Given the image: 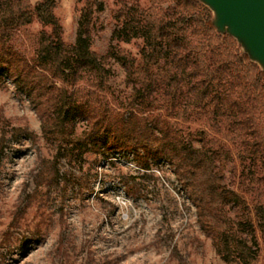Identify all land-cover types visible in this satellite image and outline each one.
Wrapping results in <instances>:
<instances>
[{
	"label": "trees",
	"instance_id": "obj_1",
	"mask_svg": "<svg viewBox=\"0 0 264 264\" xmlns=\"http://www.w3.org/2000/svg\"><path fill=\"white\" fill-rule=\"evenodd\" d=\"M56 1L0 0V76L28 99L42 138L56 150L48 183L61 180L59 161L86 153L106 159L132 154L142 171L164 163L222 260L255 264L256 231L264 241V201L250 207L227 189L223 147H196L206 132H192L186 125L204 121L236 146L241 161L264 167V73L231 36L215 31L212 13L198 0H171L168 10L158 8V0L148 9L137 0H118L112 38L142 40L138 60L117 46L107 52L125 69L131 87L121 96L109 85L111 71L103 57L91 50L93 14L104 10L103 3L87 0L77 11L75 40L67 45L54 14ZM34 23L43 29L31 34L27 28ZM79 121L85 129L75 135ZM46 176L44 170L39 174ZM228 204L243 210L235 225L225 219ZM213 219L224 227L213 225ZM244 229L250 230V240Z\"/></svg>",
	"mask_w": 264,
	"mask_h": 264
},
{
	"label": "rangeland",
	"instance_id": "obj_2",
	"mask_svg": "<svg viewBox=\"0 0 264 264\" xmlns=\"http://www.w3.org/2000/svg\"><path fill=\"white\" fill-rule=\"evenodd\" d=\"M38 1L29 0L31 4ZM86 1H56L54 14L67 45L74 43L77 11ZM98 1L104 10L93 14L91 50L103 57L111 71L113 91L126 96L131 87L125 69L108 58L107 52L111 45L117 46L138 60L142 40H114L118 26L114 14L121 6L118 0ZM151 1L137 3L148 9ZM158 1L162 10L173 7L171 0ZM42 29L38 23L27 28L31 34ZM186 126L192 132H206L203 144L196 143V147H223L227 189L243 196L250 207L264 201L263 165L241 161L236 146L225 142L204 121ZM84 129L79 121L75 135ZM55 154L54 146L42 138L40 120L28 99L6 76H0V264H228L203 231L196 209L168 165L142 171L132 154L114 153L106 159L86 153L78 160L59 161L56 168L61 180L50 184V161ZM43 170L44 178L39 177ZM223 210L233 225L236 215L243 214L241 207L232 204ZM211 222L224 227L215 224V219ZM244 235L250 240L249 229H244ZM255 237V264H264V241L258 231Z\"/></svg>",
	"mask_w": 264,
	"mask_h": 264
},
{
	"label": "water",
	"instance_id": "obj_3",
	"mask_svg": "<svg viewBox=\"0 0 264 264\" xmlns=\"http://www.w3.org/2000/svg\"><path fill=\"white\" fill-rule=\"evenodd\" d=\"M212 13V26L231 36L264 73V0H198Z\"/></svg>",
	"mask_w": 264,
	"mask_h": 264
}]
</instances>
